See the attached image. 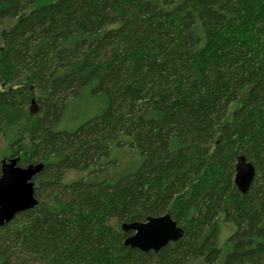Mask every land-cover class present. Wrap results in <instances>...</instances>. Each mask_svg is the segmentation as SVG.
Returning <instances> with one entry per match:
<instances>
[{
	"label": "trees",
	"instance_id": "trees-1",
	"mask_svg": "<svg viewBox=\"0 0 264 264\" xmlns=\"http://www.w3.org/2000/svg\"><path fill=\"white\" fill-rule=\"evenodd\" d=\"M85 92L102 113L58 130ZM31 105L42 116L12 158L44 165L38 205L0 225V264H264V0H0V134ZM124 138L138 171L65 182ZM239 156L255 168L246 194ZM165 214L179 241L125 245L123 224ZM223 221L236 230L220 263Z\"/></svg>",
	"mask_w": 264,
	"mask_h": 264
},
{
	"label": "rangeland",
	"instance_id": "rangeland-1",
	"mask_svg": "<svg viewBox=\"0 0 264 264\" xmlns=\"http://www.w3.org/2000/svg\"><path fill=\"white\" fill-rule=\"evenodd\" d=\"M245 94L246 91H243L240 99L230 106L226 117L227 121L232 120L233 114L239 109ZM98 96L100 95L91 96L89 92H85L81 98L71 102L58 130H75L87 120L100 115L105 107V102L103 97ZM41 116L42 110L37 105H31L25 109V116L21 123L0 134V162L11 159L14 151L16 152L19 148L30 149L31 128ZM20 138L24 140L18 143ZM123 141L125 142L124 145H113L111 147L109 158L104 166L97 168L92 174L88 171H68L65 175V182L70 183L87 178L89 181L96 183L107 181L110 184H114L123 176L138 171L143 164L144 158L138 150L132 148L129 138H124ZM15 157L21 159V155ZM235 230L236 226L233 223L225 221L220 223L218 236L219 245L222 246L220 263L224 261L231 250L227 240Z\"/></svg>",
	"mask_w": 264,
	"mask_h": 264
},
{
	"label": "water",
	"instance_id": "water-1",
	"mask_svg": "<svg viewBox=\"0 0 264 264\" xmlns=\"http://www.w3.org/2000/svg\"><path fill=\"white\" fill-rule=\"evenodd\" d=\"M20 158L15 157L1 162L0 176V225L10 223L14 218L38 205L35 198V177L44 168L43 164L19 166ZM255 178V168L244 156L236 162L235 185L246 194ZM124 232H132L125 242L127 247L143 253L159 252L170 243L179 241L184 234L182 228L169 214L148 218L145 222L123 224Z\"/></svg>",
	"mask_w": 264,
	"mask_h": 264
}]
</instances>
